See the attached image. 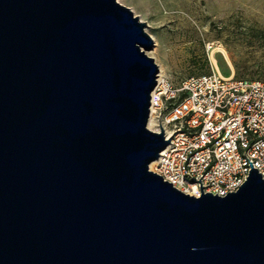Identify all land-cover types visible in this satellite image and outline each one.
Listing matches in <instances>:
<instances>
[{"label":"water","instance_id":"obj_1","mask_svg":"<svg viewBox=\"0 0 264 264\" xmlns=\"http://www.w3.org/2000/svg\"><path fill=\"white\" fill-rule=\"evenodd\" d=\"M145 27L117 0H0V264H264L251 162L224 197L150 170Z\"/></svg>","mask_w":264,"mask_h":264},{"label":"built area","instance_id":"obj_2","mask_svg":"<svg viewBox=\"0 0 264 264\" xmlns=\"http://www.w3.org/2000/svg\"><path fill=\"white\" fill-rule=\"evenodd\" d=\"M231 71L223 77L213 66L178 85L159 74L151 92L153 131L170 143L150 170L196 198L201 184L204 194L236 192L250 162L264 179V81Z\"/></svg>","mask_w":264,"mask_h":264},{"label":"rangeland","instance_id":"obj_3","mask_svg":"<svg viewBox=\"0 0 264 264\" xmlns=\"http://www.w3.org/2000/svg\"><path fill=\"white\" fill-rule=\"evenodd\" d=\"M117 1L146 23L154 40L147 54L174 85L210 73L216 48L228 53L236 77L264 81V0ZM216 57L228 76L230 65Z\"/></svg>","mask_w":264,"mask_h":264},{"label":"bare ground","instance_id":"obj_4","mask_svg":"<svg viewBox=\"0 0 264 264\" xmlns=\"http://www.w3.org/2000/svg\"><path fill=\"white\" fill-rule=\"evenodd\" d=\"M216 53H222L225 60L227 61L228 65H230V68L234 70V66L231 62V59L228 55V53L222 49V48H216L215 50H213L212 54H211V60H212V63L215 67V69L221 74V76L225 77V75L222 73L221 71V67H220V64H219V61L216 57ZM154 126H155V119L153 117H151L149 119V124H148V127L153 130L154 129ZM155 164V161L150 165V167L152 168Z\"/></svg>","mask_w":264,"mask_h":264}]
</instances>
